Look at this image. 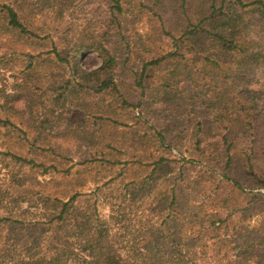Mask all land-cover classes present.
Masks as SVG:
<instances>
[{
	"label": "rangeland",
	"instance_id": "rangeland-1",
	"mask_svg": "<svg viewBox=\"0 0 264 264\" xmlns=\"http://www.w3.org/2000/svg\"><path fill=\"white\" fill-rule=\"evenodd\" d=\"M119 1L117 7L113 0H0L34 33L9 28L0 10V118L17 127H0V189L27 187L34 201L57 205L79 195V206L97 202L109 219V203L129 186L139 194L138 203L113 228L126 225L131 233L126 241L159 220L165 210L154 216L155 206L162 201L166 209L175 193L179 220L167 221L165 235L177 231L192 250L193 263L264 264V129L257 137H238L228 151L226 122L237 115L225 110L213 90L216 85L221 91L259 89L264 120V65L244 71L251 78L244 82L231 75L223 79L221 70L204 65L196 40L181 39L223 0ZM248 11L254 30L264 28ZM101 46L116 59L109 78L117 90L97 92L100 83L79 73L102 66L94 50ZM78 48L89 49L77 63L72 55ZM170 53L176 54L164 59ZM218 55L228 61L224 71H238L240 56ZM160 59L147 69L141 86L145 64ZM232 97L229 91L227 98ZM254 147L259 153L253 154ZM249 157L258 178L251 174ZM144 181L145 190L139 188ZM52 213L47 208L20 217L46 222ZM213 219H221L219 230L211 227ZM165 245L172 248L169 240Z\"/></svg>",
	"mask_w": 264,
	"mask_h": 264
},
{
	"label": "trees",
	"instance_id": "trees-1",
	"mask_svg": "<svg viewBox=\"0 0 264 264\" xmlns=\"http://www.w3.org/2000/svg\"><path fill=\"white\" fill-rule=\"evenodd\" d=\"M113 1L119 7L120 1ZM0 10L5 12L9 28L18 31L21 35L34 34L22 21L15 8L0 5ZM247 11L256 14L259 17L258 21H261L260 19L264 21V0L251 3H245L244 0H223L220 8L216 7L199 25H192L181 37V39L188 38L192 42L196 40V43L202 47L200 51L204 65L206 63L208 66L212 65L221 70L224 74L223 76L221 73L223 79H229L231 75L238 81H243L245 78L246 81L250 76H246L244 71L251 72L256 66L259 68L264 65V36L260 35L261 29L264 28L254 30V24L250 25L247 22ZM208 41L210 47H207ZM175 42L177 43L178 40ZM87 49L78 48L72 55V59L78 63L82 59V54L88 51ZM94 50L102 58L103 64L94 72L80 69L82 79L99 82L100 85L95 89L97 92L117 90V84L109 78L113 66L116 65V59L104 46ZM219 52L240 56L238 71L232 69L231 74L224 71L222 63L226 65L228 61H222L223 57L218 55ZM175 54L170 53L164 59L174 57ZM160 62L161 59L145 64L142 79H140L141 86L147 69ZM66 63L70 64L68 61ZM245 63L248 65L245 66ZM227 69H229L228 66ZM102 76L105 78L102 79ZM215 87L213 90L220 97L219 103L224 102L225 110L237 115L226 122L228 134L224 136V139L230 151L238 137L254 136V134L257 137L261 132L259 129L261 127L264 129V120L257 100L260 90L251 87H234L231 90L226 88L221 91L218 85ZM229 91L234 96L230 99L227 98ZM216 108L221 109L220 104ZM219 121L222 122L221 119ZM0 127L17 128L11 121L1 118ZM229 140H232V143H229ZM256 143L257 140L254 144ZM254 148L253 154L259 153V148ZM3 155L10 156L22 164L39 166L33 160L12 153H3ZM253 160L249 157L247 161L251 174L258 178ZM163 161L164 159H161L157 164ZM156 170L155 167L153 173ZM139 185V188L145 190L146 181ZM134 190L127 186L124 194L109 203L111 208L109 219H104L99 212L97 202L93 205L89 204L86 208L79 206V195L71 197L68 201H60L57 205L49 199L46 202L34 201L27 187L11 188L10 185V188L0 189V212H4V215H0V231L6 230L8 233L6 236L0 234V264H195L191 258L189 259L192 250L188 248V244L182 237H177V231L165 235L169 227V225L166 227L167 221L170 219V222L177 223L179 220L176 210L180 202L175 193L166 205V209L162 201L159 202L161 205L155 206L154 216L159 217L164 210L167 211L165 219L162 217L165 212L160 217L161 223L159 220L152 222L148 229L140 231L138 237L128 238L127 241L124 238L126 234L130 236L131 233L126 231L128 229L126 225L113 231V228L123 222L122 218L127 217V210H131L138 203L139 194ZM49 205L51 207H47ZM47 208L52 209L53 213L46 222H25L20 217L23 213H31L32 210L42 212ZM221 223V219H213L211 227L219 230L218 226ZM117 232L120 233L117 234ZM168 240L172 248L165 250L164 246ZM166 253L169 259H165ZM174 256L177 260H173Z\"/></svg>",
	"mask_w": 264,
	"mask_h": 264
}]
</instances>
